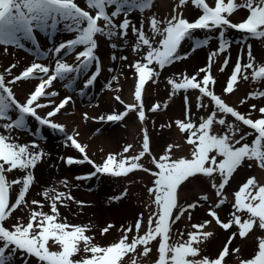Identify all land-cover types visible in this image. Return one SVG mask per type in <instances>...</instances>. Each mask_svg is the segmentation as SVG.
Instances as JSON below:
<instances>
[{
  "label": "snow or ice",
  "instance_id": "1",
  "mask_svg": "<svg viewBox=\"0 0 264 264\" xmlns=\"http://www.w3.org/2000/svg\"><path fill=\"white\" fill-rule=\"evenodd\" d=\"M154 4L155 0H84L85 7H81L76 0H0V46L7 53L9 47L24 49V42H30L37 52L36 59L19 73L13 71L17 63L0 72V122H3L0 124V264H144L154 244L158 253L155 264H264V234H256L264 233V184L251 176L231 193L232 201L226 192L242 166L264 170V106L252 103L250 110L242 113L223 98L234 93L241 81L264 85V64L257 63L252 45L247 42H264V0H175L172 12L165 18H159L153 11ZM189 4L200 12L192 21L184 15ZM241 10L246 14L237 20ZM230 30L245 38L246 59L237 56L222 94H217L212 68L221 56L224 59L219 71L223 73L229 65L228 53L233 43L227 38ZM58 32L71 36L41 51L39 34L52 37ZM197 32L205 33L204 37L197 36ZM100 38L110 42L112 49L117 48L116 41L124 44L131 41V50L138 58L127 65L135 80L134 102L125 103L116 95L114 99L123 105L124 111L93 119L115 124L135 113L141 125L148 121V112L159 113L168 108L167 102L146 107V85L150 81L156 84L166 68L207 48L213 38L217 40L205 67L191 76L180 73L166 81L169 99L182 96L184 117L161 124L160 128L174 126L190 146V158H173L174 150L182 147L179 143L167 144L157 156L151 150L149 129L143 127L138 152L130 154L134 146L126 144L122 151L108 153L101 163H96L88 155V145L78 140L79 133L68 134L66 126L53 119L74 103L71 95L58 103L55 101L59 92L52 90L54 82H64V87L71 89L77 75L90 68L93 71L84 88L97 82L102 67L98 55ZM185 42H190V51L182 53ZM69 55L73 56L74 64L64 59ZM48 59L54 60V64L39 62ZM111 59L117 57L113 55ZM119 59L128 61L127 56ZM33 81L36 82L33 89L21 102L13 86ZM189 93H197L196 111L207 113L195 121ZM249 100H259L264 105V90L249 93L240 104ZM43 109L50 110L41 115ZM84 119H89L86 113ZM32 120L64 134L66 146L80 154L81 158L61 157L67 166L86 163L94 169L87 176L76 177L77 180L101 176L124 178L136 172L152 177L151 186H146L147 220L141 212L132 223L119 227L107 223L99 229L100 237L106 238L113 230L120 235L101 245L94 235L88 234L93 231V225L70 224L61 216L60 208L69 206L66 201L84 206L70 193L49 188L39 193L44 202L29 200L30 190L37 183L35 169L48 154L35 141L20 143L13 132L31 131L36 135L37 130L29 128ZM146 157L152 167L142 163ZM14 172L22 175L10 180L8 174ZM200 178L210 182L217 199L209 203L208 195H199L196 201L182 202L181 197ZM62 183L68 188L66 180ZM127 196L125 189L110 200L119 203ZM227 204H231V209L222 218L218 210ZM46 205L48 211H44ZM201 207H206L210 219L190 223L187 231L175 228L182 219L192 221ZM18 211L23 216L16 215ZM213 225L228 234L215 254L217 233L209 230ZM237 240L242 244L234 245ZM52 246H58L59 250L52 251Z\"/></svg>",
  "mask_w": 264,
  "mask_h": 264
},
{
  "label": "rangeland",
  "instance_id": "2",
  "mask_svg": "<svg viewBox=\"0 0 264 264\" xmlns=\"http://www.w3.org/2000/svg\"><path fill=\"white\" fill-rule=\"evenodd\" d=\"M76 2L81 7H85L84 0H76ZM174 4L175 0H155L153 11L159 18L169 17ZM245 14L246 13L241 10L240 15H238L236 19H241ZM135 15L136 13H133V16ZM184 15L192 21L200 15V12L195 10L189 4L186 7ZM196 35L203 38L205 33L197 32ZM42 36L46 40L45 37L47 36L44 34ZM70 36L71 34L68 33H60L56 39H54L53 36L47 37L50 39L49 41H45L46 45L41 44L42 38L38 37L41 51H47V48L58 45ZM227 38L233 41L228 53L231 57L229 65L223 73L219 71V67L224 59V57L221 56L217 59L216 64L212 68L213 75L217 79V84L215 86L217 94H222V89L225 87L226 81L232 72L237 56L243 55L246 59V48L243 43L245 38L242 34L230 30ZM116 42L117 48L112 49L109 47L110 42H106L103 38H100L98 55L102 67H104V60L108 63L105 65V73L103 77H101L102 75L100 74L97 82H95L90 88H84V83L88 78L89 73L93 71L91 68L88 72L77 76L73 83V88L71 89H66L64 87V82H54V88L52 90L59 92V96L54 98L55 101L58 103L63 97L71 95L74 103L70 104L65 110H62L61 114H58V116L53 119L56 122H58L57 119H60L63 123L71 126L70 131L66 128L68 134L75 135L76 132L79 133V136L77 137L78 140L82 144L88 145V155L96 163H101L102 159L106 157L108 153H118L122 151L126 144H132L134 146V150L130 154L138 152L142 141L141 130L143 127H148L149 129L151 135V150L157 156L163 153L167 144L179 143L182 147L179 150H174L173 158H178L180 156H188L190 158V146L184 143L183 135L179 133L174 126L171 129L160 128L161 124H168L174 120L183 119L184 117V103L182 96L177 95L176 97L169 99L170 89L166 81L168 78L180 73H186L191 76L199 68L205 67L208 61L209 52L216 49L217 40L213 38L210 40L207 48L197 50L192 53L187 60L178 62L169 68H166L156 84H153L150 81L149 84L146 85V88L148 89V94L145 97L146 107L154 103L163 104L167 102L168 108L159 113L148 112L147 115L149 119L145 125L140 124L135 113H130L123 122L115 124L93 119L100 116H106L114 111H124L123 105L114 99L116 95H119L125 103L131 104L134 102L132 93L135 80L132 78V72L127 65L131 61L137 59L138 56L131 50V41H129V44H124L121 41ZM247 42L252 45V52L257 63L264 64V42L260 40H248ZM190 47V42H185L182 46L181 52L190 51ZM113 55H115L117 59H111ZM36 56L37 52L30 42H27V47L24 49L9 47L7 53H5L4 48L0 46V72H3V70L12 63H17L18 67L13 71L19 73L25 66L30 65L36 59ZM120 56H127L128 61L120 60ZM64 59L66 62L70 61V64L75 63L73 56L71 55L64 57ZM39 62L48 65L54 64V60L52 59L41 60ZM109 69H111V71H109ZM201 75H203V73ZM114 77L117 79H113ZM35 83L36 82L33 81L30 83H24L23 85L13 86L17 98L21 102H23L26 95L33 89ZM116 88H119L120 91H114ZM257 89L264 90V85L256 84L251 81H241L234 93L223 95V98L231 106L237 107L240 112L246 113L250 110L249 105L252 103H256L258 106H264L259 100H249L247 104H240L241 100L245 99L249 93L254 92ZM81 90L83 91V95H81ZM189 95L191 96L192 103V119L195 121L200 115H207L203 110L200 112L196 111L195 97L197 93H189ZM49 110L50 109H43L40 114L43 115ZM76 111L78 112L77 114ZM85 113L89 117L88 120L84 119ZM61 121H59V123L62 124ZM2 123L3 122H0V124ZM29 125L30 129L37 130L36 135H33L31 131L13 132V135L19 137L20 143H31L33 141L39 143L41 141L39 143L41 149L48 154L43 163L39 165L40 167L35 169L37 183L30 190L28 196L29 200L36 199L44 202L39 193L46 191L49 188H55L57 191L70 193L77 201H82L84 206L80 207L75 203L66 201L69 206L60 208L61 216L66 217L67 222L70 224L93 225V231L88 234L94 235L96 241L101 245L111 243L120 235V233L113 230L106 238L100 237L99 229L106 226L107 223H114L118 227L126 223H132L141 212L144 213L145 221L147 220L148 211H146V204L149 202V197L147 196L146 186H151L152 177L143 172H136L129 177L124 178L101 176L94 177L91 180H77L76 177L87 176L94 171V169L86 163L67 166L61 160V157L68 156L81 158L76 150L66 146V143L68 142L66 141L64 134L56 133L43 126H39L34 120H32ZM0 131H2V129H0ZM45 131H48L49 138H52L49 139L48 143H44V140H42L41 137V134H44ZM249 140H251V137H249ZM148 159L149 158L146 157L142 163H145L147 167H152L150 163H147ZM21 175L22 174L19 172H14L8 174V177L11 180L12 178H19ZM251 176H255L260 183L264 184V170L255 166L252 168L242 166L237 173L234 174V178L230 182L229 188L226 189L229 201H232L233 199L231 193L238 190V187L246 182L247 178ZM65 180L68 182V188H65L62 183V181ZM18 187L19 186H16L17 189ZM125 189L128 191V196L124 200L119 203L110 200V197L121 194ZM14 195L15 190L13 192V196ZM199 195H208L210 198L209 203H212L217 199L214 195V190L210 187V182L204 178H200L193 181L191 189L181 197V200L182 202H193L198 199ZM230 209L231 204H227L218 211L222 218H226ZM44 211H48L47 205L45 206ZM16 215L23 216V213L18 211ZM204 219H210V217H207L206 207H201L194 213L192 221L182 219L177 222L175 228L179 231H187L190 230L186 227L187 225H190V223L201 222ZM209 230H215L217 233V240L214 242L215 249H213V254H215V251L226 241L228 234L224 233L223 230L214 225L210 226ZM256 234L261 235L264 233L257 231ZM251 243L252 241H249V244ZM235 244H242V242L237 240L234 241V245ZM152 247L153 251L150 253V257L144 260V264H155L158 258V253L156 252L157 245L154 244ZM51 250L58 251L59 248L58 246H52ZM243 250L244 249L242 248V251ZM232 259L234 261L235 258L233 257ZM18 264H22V262H18Z\"/></svg>",
  "mask_w": 264,
  "mask_h": 264
},
{
  "label": "bare ground",
  "instance_id": "3",
  "mask_svg": "<svg viewBox=\"0 0 264 264\" xmlns=\"http://www.w3.org/2000/svg\"><path fill=\"white\" fill-rule=\"evenodd\" d=\"M60 33H57L55 36H53L54 37V39H56L57 37H58V35H59ZM43 34H39V36L38 37H41L42 38V43L41 44H43V45H46V43H45V41L47 40V41H49V39L50 38H47V37H45L46 38V40L43 38V36H42ZM51 39H53V38H51ZM44 40V41H43ZM25 43V47H27V42H24ZM19 53V52H18ZM68 63H70V61H67ZM108 62L106 61V60H104V63H103V66L104 67H102V69H101V77H103V75H104V73H105V65L107 64ZM78 76V75H77ZM76 108V107H75ZM78 112L76 111V114H77ZM58 120V123H59V121H61L60 119H57ZM77 121V120H76ZM62 122V124L64 125L65 124V126H66V128L70 131L71 130V126H69L68 124H66V123H63V121H61ZM29 127H30V125H29ZM49 139H52L51 137L49 138V136H48V133L47 132H45L44 134H43V136H42V140H44L43 142L44 143H48V141H49ZM41 142V141H40ZM39 142V143H40ZM42 142V143H43ZM38 167H40L39 165H38Z\"/></svg>",
  "mask_w": 264,
  "mask_h": 264
}]
</instances>
